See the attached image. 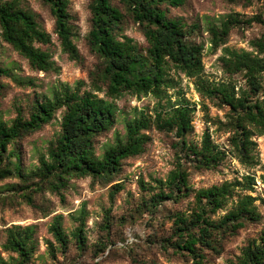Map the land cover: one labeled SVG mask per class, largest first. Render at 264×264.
<instances>
[{"label":"trees","instance_id":"trees-1","mask_svg":"<svg viewBox=\"0 0 264 264\" xmlns=\"http://www.w3.org/2000/svg\"><path fill=\"white\" fill-rule=\"evenodd\" d=\"M49 6L54 19V33L57 35L62 52L69 60L79 61V53L73 43V30L68 11L69 0H40ZM126 7L132 20L138 24L146 42L142 51L132 39H117L124 15L111 4V0H92L91 29L87 40L91 50L101 59L102 68L94 75L90 88L81 92L83 82H78L75 89L63 86L61 92L52 98L34 104L27 119L18 114L6 125L0 121V159L4 156L15 158L11 167L0 169V178L17 176L26 178L22 172L20 158L8 147L20 138L38 131L49 123L57 111L63 110L60 132L47 149V158H39V165L30 173L47 189L63 199L61 191L72 178H86L109 182L120 172L122 161L143 153L148 136L145 131L154 127L160 132L173 133L177 138L174 168L165 181L158 180V192L151 197L152 203L165 200L178 201L193 194L192 208L188 213H177L173 217L172 244L175 251L185 253L193 264H201L203 250H215V234L219 231L235 233L243 228L245 221H258L260 214L249 194L255 185L252 176H243L241 180L225 181L208 188L192 190L188 184L189 173L183 166L189 163L196 170H214L231 154L239 164L250 167L255 163L254 136H264V95L261 78L264 77V36L251 41L256 54L244 50L236 51L224 48L220 58L225 73L241 74L246 89L234 90L228 84H211L201 78L202 45L187 40L188 33L178 19H169L161 5L177 8L185 0H120ZM261 1L264 8V0ZM264 14V12H263ZM252 22L264 26L262 15L249 19L229 16L218 29L210 30V43L213 48L225 44L229 31L242 24ZM0 39L23 57L29 67L35 71L48 72L54 68L49 53L35 44L49 43L50 36L43 31L35 15L24 5L22 0H0ZM172 71V73H171ZM183 74L193 79L196 93L210 101L217 100L228 108L225 121L219 122L222 130L229 134V151L215 144L210 135L204 133L199 144L186 140L192 131V113L194 107L186 101H178L154 111L153 117L140 114L127 121L123 141L109 146L98 157L95 154V138L112 128L115 123V106L99 97L105 92L109 98H117L123 93L133 95L151 94L161 100L165 91L176 87L174 74ZM0 74L6 75L0 69ZM103 87H105L103 89ZM28 176V177H29ZM36 190L41 188L36 184ZM113 189L118 191L119 184ZM113 194H111L112 197ZM28 204L31 196L23 194ZM235 203L217 220L212 216L225 210L231 199ZM85 221L80 220L73 235L76 243L83 246ZM31 226H14L6 230V238L1 248L5 252L18 255L21 264L27 263L37 249ZM55 248L51 243V254L68 248V239L61 226V216H56L49 227ZM264 239L250 241L234 263L263 264Z\"/></svg>","mask_w":264,"mask_h":264},{"label":"rangeland","instance_id":"rangeland-1","mask_svg":"<svg viewBox=\"0 0 264 264\" xmlns=\"http://www.w3.org/2000/svg\"><path fill=\"white\" fill-rule=\"evenodd\" d=\"M35 15L40 28L49 34L47 44H35V47L49 53L54 68L48 72L31 69L27 61L0 39V121L10 125L20 114L27 119L36 102L52 98L61 92L63 86L75 89L83 82L81 92L90 88L94 75L102 68L101 59L91 50L87 36L91 29L89 5L92 0H69L68 11L71 16L73 43L79 53V61L69 60L62 52L57 35L54 33V19L49 6L40 0H22ZM124 19L116 31L119 40L127 37L144 51L146 42L137 23H135L125 5L120 0H111ZM169 19H178L188 33L187 40L202 45L201 78L211 84H228L238 89H246L241 74L229 75L222 69L220 58L223 49L252 52L251 41L264 36V26L252 22L233 27L224 45L213 48L210 43V30L218 29L229 17L249 19L262 15L264 8L258 0H185L177 8L160 6ZM172 73V71H171ZM176 87L165 91L161 100L151 94L133 95L123 93L117 98H109L102 91L97 95L115 106V123L111 129L95 138V154L100 157L109 146L123 141L127 121L141 113L153 117L154 111L169 103L186 101L194 107L192 113V131L186 140L199 144L204 133L220 148L229 151V134L222 130L219 122L225 121L228 108L199 96L194 90L193 79L183 74H174ZM264 95V77L261 78ZM105 87H103L104 89ZM63 110L41 129L26 135L8 147L19 155L22 172L26 178L9 176L0 178V264H21L17 254L5 252L1 245L6 238V230L14 227L31 226L34 230L37 249L25 264H193L190 256L172 248L173 217L177 213H188L193 204V194L174 202L165 200L152 203L151 197L158 192L156 182L165 181L175 163V144L173 133L160 132L154 127L145 131L148 141L141 155L122 161L121 169L109 182L98 179L72 178L61 191L63 199L47 189V184L39 178H30V173L39 165L41 156L47 158V149L60 132ZM255 163L244 167L228 154L225 160L214 170H196L189 163L187 169L188 184L192 190L219 185L225 181L241 180L249 175L254 178L253 191L249 192L256 201L258 221H245L243 228L235 233L219 231L215 234L217 247L203 250L201 264L234 263L241 250L250 242L264 239V136H254ZM15 158L4 156L0 159V169L11 167ZM29 176V177H28ZM41 188L36 190V184ZM115 184L120 189H113ZM23 194L31 196L28 204ZM111 194L112 197H111ZM230 200L225 210L212 216L214 220L222 217L235 203ZM56 216H61V226L68 239L65 252L51 254L49 244L57 248L49 227ZM85 221L83 246L76 243L73 232L80 220ZM264 264V263H263Z\"/></svg>","mask_w":264,"mask_h":264}]
</instances>
